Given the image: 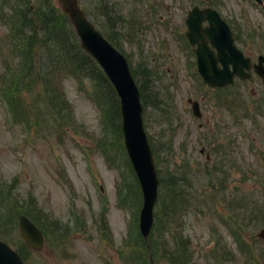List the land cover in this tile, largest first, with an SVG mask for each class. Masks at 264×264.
<instances>
[{
    "label": "rangeland",
    "instance_id": "1",
    "mask_svg": "<svg viewBox=\"0 0 264 264\" xmlns=\"http://www.w3.org/2000/svg\"><path fill=\"white\" fill-rule=\"evenodd\" d=\"M39 1L45 5V0ZM52 1L61 9L57 0ZM107 3L105 11L96 0H78L95 26L128 54L138 80L152 89L149 102H164L161 110L150 107L146 120L152 141L166 148L157 157L160 170L185 176L195 201L206 204L180 212L172 231L157 232L162 244L166 241V254L177 242L186 264L264 263V239L258 235L264 225L256 216L264 211V205L259 206L264 200V84L252 75L250 81L224 92L210 91L201 85L185 37V19L195 5L217 9L244 36L250 31L264 34L263 8L253 0ZM37 4L32 0L30 6ZM3 13L7 14L0 19V78L8 44L9 13ZM247 42L245 54L256 59L264 40ZM40 72L29 79L28 87L19 88L17 108L0 99V240L19 251L24 241L17 217L34 210L39 217L66 223L68 230L61 228L62 236L55 235L53 245L29 249L25 253L29 264H145L142 257L149 262L150 254L143 255L134 239L139 206L136 195H126L123 180L133 183V178L125 176L129 168L125 150L109 128L105 108L94 99L92 83L77 79L72 71L68 79L57 83L51 79L45 87ZM47 89L55 105L45 96ZM216 93L223 102L215 100ZM188 99L201 102L203 119L193 115ZM219 145L223 152L216 154ZM203 148L210 151L211 160L201 154ZM225 168L227 175L217 173ZM119 187L127 198L123 204ZM159 262L171 264L166 258Z\"/></svg>",
    "mask_w": 264,
    "mask_h": 264
},
{
    "label": "trees",
    "instance_id": "2",
    "mask_svg": "<svg viewBox=\"0 0 264 264\" xmlns=\"http://www.w3.org/2000/svg\"><path fill=\"white\" fill-rule=\"evenodd\" d=\"M31 1L0 0V19L4 20L3 16L7 14L3 13L4 10H8V13L11 11L7 16L9 31L7 33L8 44L5 55L4 74L6 75V84L0 81L8 103L12 107H18L19 88L28 87L29 79H34L36 71H42V73L40 72V79L43 78L42 81L45 87L51 79L57 83L61 78L68 79L71 77L72 71H75L77 79H87L90 83H93L94 99L98 105L105 108L113 133L118 136L120 144H122L120 104L111 83L108 82L103 71H100L96 62L81 49L79 40L69 24L68 16L63 14L52 0H45V5L43 1L36 0L40 4L33 7L30 6ZM44 6L45 9H43ZM58 91L60 95L59 88ZM140 91L142 92L145 114L151 104L148 102V96L143 84H140ZM45 96L50 99L54 95H52L50 89H47ZM50 100V104L55 105L56 101L54 99ZM155 106L157 105H153V107ZM27 109L24 113H26ZM59 111V107L54 109L55 113ZM24 113H22L20 120L25 121ZM40 114H42L41 111ZM38 115L39 113L36 111L34 116ZM15 120H17V115ZM154 151L156 152V148ZM135 183L134 190L139 194V185L136 181ZM163 184L167 203L170 204L166 209V214L169 216V222L173 223L172 212H176L175 209L179 208L182 205L181 202H183L179 197L180 194L176 193V189L181 190L183 187L177 184L176 181L171 182L168 178L164 179ZM27 215L42 228L49 244L53 242L55 235L62 236L61 228L64 227L68 230L66 223L60 225L54 217L50 218L47 215L39 217L34 210L27 213ZM155 216V231L150 236L149 251L152 253L154 262L159 264V261L166 257L167 252L166 242L162 244V239L157 234L158 231L159 234L163 232L161 217L158 213H155ZM134 239L136 240V245L143 247V255L149 254V251L146 250V242L139 231L135 232ZM179 248L181 247L175 242L173 251L169 255V259L173 264H185L184 251L180 253ZM19 252L23 258H26L25 253L28 252V249L23 245ZM142 260L145 264H149L145 257H142Z\"/></svg>",
    "mask_w": 264,
    "mask_h": 264
},
{
    "label": "water",
    "instance_id": "3",
    "mask_svg": "<svg viewBox=\"0 0 264 264\" xmlns=\"http://www.w3.org/2000/svg\"><path fill=\"white\" fill-rule=\"evenodd\" d=\"M63 5L64 11L70 16L73 27L76 29L81 45L99 62L120 97L121 115L123 116V133L131 161L137 172L139 182L142 185L144 194V208L141 213V231L147 237L151 231L153 223V208L157 199V172L155 171V163L152 158V150L149 147L148 139L143 126L142 103H140L141 93L138 85L132 78L131 70L127 60L122 54L116 50L109 42L99 34L95 26L87 20L86 16L80 10L76 0H58ZM203 14L207 16L209 21L214 22L219 28L221 35H225L227 25L220 19L219 14L215 10L205 9L200 12L194 8L187 19L189 31L187 32L189 39L194 41L195 34L201 26ZM216 32V31H215ZM218 35L211 39L212 44L216 45L221 54L226 47L224 37ZM230 43H232L230 37ZM198 56L201 74L204 80L211 86H225L232 81V78L225 77L220 74H212L209 66V56L212 65L217 60L208 52L206 44L200 46ZM229 79V80H228ZM193 112L200 115L199 104L197 101L193 103ZM19 230L22 233L26 244L36 249H41L44 245V235L39 231L37 226L24 215H19ZM0 264H23L21 258L3 242L0 241Z\"/></svg>",
    "mask_w": 264,
    "mask_h": 264
},
{
    "label": "flooded vegetation",
    "instance_id": "4",
    "mask_svg": "<svg viewBox=\"0 0 264 264\" xmlns=\"http://www.w3.org/2000/svg\"><path fill=\"white\" fill-rule=\"evenodd\" d=\"M201 7L203 8L205 6H201ZM204 25L206 26L207 23L205 22ZM229 25H230L231 31H233V33H234V43L236 44L238 49H240L241 52L244 54L245 58H248V60H249V62H248V65H250L249 66V70L247 69V67H245L244 68V70H245L244 74L251 76L250 79H252V77H253L252 75L256 76V74H255V68L256 67H259V65L261 64V66L264 68V49H262L260 52H258V55H257L256 59H255V57L253 56L252 53H250L249 56H248L247 54H245L246 51H248V46L250 45L247 41L248 40L252 41L254 39L255 44H256V42L259 43L261 40H264V38H263L264 34L250 31L248 33V36H244L243 32L240 31L237 27L235 28L234 26H232L231 23H229ZM208 44H209V48H210V50H211V52L213 54L215 52H217L216 47H213L212 44H210V43H208ZM240 44H242V47L240 46ZM196 49H197V46H191V56H193V60L192 61H193V64H194L195 67L197 66V62H198V56H196V52H195ZM244 61H246V60H244ZM259 62H260V64H259ZM218 66L220 67V69L223 68V66H221L219 64H218ZM228 66H229L228 72L229 73L234 72V66L231 65V64H229ZM196 70H197V67H196ZM234 77H235L234 85H237L239 82L240 83H245L247 81H250V80L241 79L237 75H234ZM263 121H264V118H263Z\"/></svg>",
    "mask_w": 264,
    "mask_h": 264
}]
</instances>
